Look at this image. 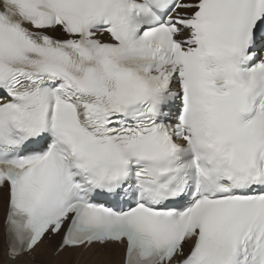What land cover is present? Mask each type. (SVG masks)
Here are the masks:
<instances>
[{"label":"snow or ice","instance_id":"1","mask_svg":"<svg viewBox=\"0 0 264 264\" xmlns=\"http://www.w3.org/2000/svg\"><path fill=\"white\" fill-rule=\"evenodd\" d=\"M0 264H264V0H0Z\"/></svg>","mask_w":264,"mask_h":264}]
</instances>
